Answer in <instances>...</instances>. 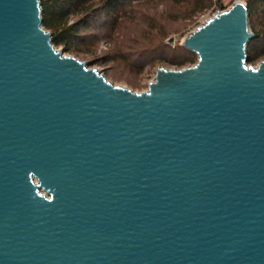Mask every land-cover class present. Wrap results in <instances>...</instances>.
I'll list each match as a JSON object with an SVG mask.
<instances>
[{
  "label": "water",
  "instance_id": "water-1",
  "mask_svg": "<svg viewBox=\"0 0 264 264\" xmlns=\"http://www.w3.org/2000/svg\"><path fill=\"white\" fill-rule=\"evenodd\" d=\"M254 38L234 2L133 93L55 48L40 0H0V264H264Z\"/></svg>",
  "mask_w": 264,
  "mask_h": 264
},
{
  "label": "rangeland",
  "instance_id": "rangeland-1",
  "mask_svg": "<svg viewBox=\"0 0 264 264\" xmlns=\"http://www.w3.org/2000/svg\"><path fill=\"white\" fill-rule=\"evenodd\" d=\"M191 1L176 4L168 0H152L143 3L128 10L113 30L94 31L96 39L81 53L58 50L101 71L114 86L133 93L145 92L159 69L181 70L195 65L196 57L178 51L186 36L215 13L226 11L234 2L245 3V0H212L214 5H221L223 9L214 11L211 8L193 14ZM168 40H172L171 45L167 44ZM160 47L166 48L165 61L160 60ZM101 58L104 63L96 62ZM183 59L194 60V64L178 66L176 63ZM262 61L264 56L248 65L255 67Z\"/></svg>",
  "mask_w": 264,
  "mask_h": 264
},
{
  "label": "trees",
  "instance_id": "trees-1",
  "mask_svg": "<svg viewBox=\"0 0 264 264\" xmlns=\"http://www.w3.org/2000/svg\"><path fill=\"white\" fill-rule=\"evenodd\" d=\"M152 0H40L42 9V26L52 35L55 48H62L66 53H81L92 43L96 36L94 31L113 30L120 23L127 11ZM176 4L186 0H168ZM248 8V24L255 38L248 44V64L264 56V0H245ZM193 14L214 8L222 10L221 5L212 0H192ZM161 48V59L165 61L166 48ZM165 51V52H164ZM179 52L195 57L182 47ZM88 53V52H87ZM125 58V57H124ZM127 61V60H126ZM104 63V59H96ZM196 63V59H195ZM178 66L194 64V60L183 59Z\"/></svg>",
  "mask_w": 264,
  "mask_h": 264
}]
</instances>
